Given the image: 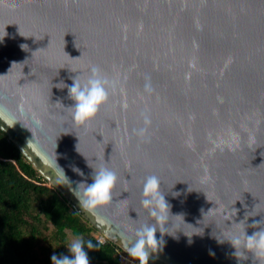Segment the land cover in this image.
Here are the masks:
<instances>
[{
    "label": "water",
    "instance_id": "water-1",
    "mask_svg": "<svg viewBox=\"0 0 264 264\" xmlns=\"http://www.w3.org/2000/svg\"><path fill=\"white\" fill-rule=\"evenodd\" d=\"M0 34V128L98 232L125 249L152 222L142 181L155 173L182 215L149 262L238 264L216 236L264 218V0H0ZM93 66L115 86L81 125L60 82ZM88 160L120 177L94 214L56 182L57 161L73 187L91 182Z\"/></svg>",
    "mask_w": 264,
    "mask_h": 264
},
{
    "label": "clouds",
    "instance_id": "clouds-1",
    "mask_svg": "<svg viewBox=\"0 0 264 264\" xmlns=\"http://www.w3.org/2000/svg\"><path fill=\"white\" fill-rule=\"evenodd\" d=\"M7 34H0V42L3 41ZM23 48H28L27 44L21 45ZM73 57V56H72ZM76 58V57H73ZM17 63V62H13ZM72 83H62V87L68 88V94L74 103L67 106L72 109V118L78 124H87L94 119L100 109L108 103L110 99V89L114 88V81L107 75L103 74L98 66H93L91 73L86 79H81L78 74L71 77ZM147 120V117L145 118ZM140 135L147 132L146 128L137 130ZM79 150V147H78ZM80 151V150H79ZM81 152V151H80ZM89 162V160H88ZM89 164L93 167L91 173V182L87 179L78 181L76 186H72L71 179L67 176L65 169L58 164L57 161V183L68 185L74 195L78 198L81 209L95 213L100 207L110 205L114 200V192L117 185L120 183L118 173L107 164H101L98 167ZM73 170L81 176L85 173L77 165H71ZM191 190V186H190ZM168 191L162 189L161 178L155 174H148L142 181V207L153 218L152 222L145 221L136 228L135 237L131 240L125 238L124 247L127 252L138 259L139 264H149L153 253L159 252L166 243L164 234L175 235L172 231H167L172 217L182 214H173L171 212V204L166 198ZM172 195H179V192H173ZM257 214V213H256ZM249 215L248 216H255ZM246 220V218H245ZM245 220L239 222L243 223ZM253 225L260 226L249 233L246 227L242 232H234L227 238L221 239L216 236L219 242L228 240L234 246V256L238 258V264H243V260L248 258L249 253L254 254L255 259L253 264H256L257 258H264V218L253 221ZM161 233L157 237V231ZM187 234V233H186ZM191 242V240L189 241ZM101 241H94L91 238L85 239L82 236H77L68 243L69 254H52L51 259L54 264H90L89 253L87 249L101 247ZM212 255H215L214 250H210Z\"/></svg>",
    "mask_w": 264,
    "mask_h": 264
},
{
    "label": "trees",
    "instance_id": "trees-1",
    "mask_svg": "<svg viewBox=\"0 0 264 264\" xmlns=\"http://www.w3.org/2000/svg\"><path fill=\"white\" fill-rule=\"evenodd\" d=\"M68 230L98 241L95 227L0 128V264H54L50 247L71 255ZM85 247L90 264H119L115 243Z\"/></svg>",
    "mask_w": 264,
    "mask_h": 264
},
{
    "label": "built area",
    "instance_id": "built-area-1",
    "mask_svg": "<svg viewBox=\"0 0 264 264\" xmlns=\"http://www.w3.org/2000/svg\"><path fill=\"white\" fill-rule=\"evenodd\" d=\"M97 237L98 241H101L102 243L112 242L105 234L98 232V234L95 235ZM117 245V244H116ZM117 256L119 264H139V261L137 258L132 257L125 249L117 245ZM149 264H152L149 262Z\"/></svg>",
    "mask_w": 264,
    "mask_h": 264
},
{
    "label": "rangeland",
    "instance_id": "rangeland-1",
    "mask_svg": "<svg viewBox=\"0 0 264 264\" xmlns=\"http://www.w3.org/2000/svg\"><path fill=\"white\" fill-rule=\"evenodd\" d=\"M93 234H94V235L98 234V231H97V230H94V231H93ZM76 237H77V236L74 235V234L72 233L71 230H68L67 243H70L71 240L74 239V238H76ZM45 243H46V242H45ZM46 245H48V243H46ZM66 247H67V249H69V248H68V245H67ZM55 250H56V248H53V249H52V248L50 247V249H49V253H51V255H52L53 253H55Z\"/></svg>",
    "mask_w": 264,
    "mask_h": 264
}]
</instances>
